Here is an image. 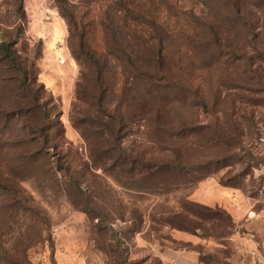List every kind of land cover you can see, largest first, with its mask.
Here are the masks:
<instances>
[{"label":"rangeland","instance_id":"rangeland-1","mask_svg":"<svg viewBox=\"0 0 264 264\" xmlns=\"http://www.w3.org/2000/svg\"><path fill=\"white\" fill-rule=\"evenodd\" d=\"M191 256L264 264V0H0V264Z\"/></svg>","mask_w":264,"mask_h":264},{"label":"trees","instance_id":"trees-1","mask_svg":"<svg viewBox=\"0 0 264 264\" xmlns=\"http://www.w3.org/2000/svg\"><path fill=\"white\" fill-rule=\"evenodd\" d=\"M151 62L154 63L155 67L159 70L160 68V63L158 60H150ZM156 63V64H155ZM212 163V162H211ZM210 163V164H211ZM215 165L219 166L221 162V158H217L215 162ZM169 165L172 166V167H176V168H182L179 164H172L171 162H169ZM210 171V170H209ZM205 176H208L209 175V172H206V174H204ZM201 204V203H200ZM201 205H204V204H201ZM204 206H207V205H204ZM204 210H206V212L209 214V215H212L211 217H213V219H216V220H219L220 217L226 215V217L228 218L229 220V223L232 222V219H231V215L229 213H227L226 211L224 210H220V209H217V210H209L208 208H203ZM199 215V214H198ZM207 215V214H206ZM201 217V215H200ZM186 231H189L187 229H185ZM196 231V230H195Z\"/></svg>","mask_w":264,"mask_h":264},{"label":"crops","instance_id":"crops-1","mask_svg":"<svg viewBox=\"0 0 264 264\" xmlns=\"http://www.w3.org/2000/svg\"><path fill=\"white\" fill-rule=\"evenodd\" d=\"M221 187V189H223V190H221V191H223V192H226V188H224V186H220ZM202 202V204H204V205H212V203H210V202H207V201H201ZM220 205H222V204H220ZM223 206V205H222ZM226 207V206H225ZM192 257V262H190V263H188V264H199V262H198V258H197V256H191Z\"/></svg>","mask_w":264,"mask_h":264}]
</instances>
